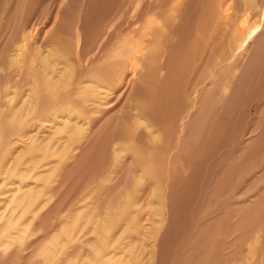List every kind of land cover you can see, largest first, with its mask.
<instances>
[{
    "label": "rangeland",
    "instance_id": "obj_1",
    "mask_svg": "<svg viewBox=\"0 0 264 264\" xmlns=\"http://www.w3.org/2000/svg\"><path fill=\"white\" fill-rule=\"evenodd\" d=\"M0 264H264V0H0Z\"/></svg>",
    "mask_w": 264,
    "mask_h": 264
},
{
    "label": "bare ground",
    "instance_id": "obj_2",
    "mask_svg": "<svg viewBox=\"0 0 264 264\" xmlns=\"http://www.w3.org/2000/svg\"><path fill=\"white\" fill-rule=\"evenodd\" d=\"M223 10H225V9H223ZM225 12V11H224ZM231 14V13H230ZM241 14V13H240ZM248 14V13H247ZM236 19V18H235ZM245 23V22H244ZM253 26V25H252ZM244 30V29H243ZM242 32V31H241ZM241 32H239V33H241ZM255 32H257L256 31V29H248L247 30V32H246V37L242 40L243 41V45L241 46L242 48L243 47H246V46H249V44H251V42H250V39L252 38V37H254L253 35L255 34ZM242 34V33H241ZM240 35V34H239ZM255 38V37H254ZM251 46V45H250ZM249 46V47H250ZM240 48V47H239ZM249 52V51H248ZM123 79V78H122ZM58 124V123H57ZM57 124H56V126H57Z\"/></svg>",
    "mask_w": 264,
    "mask_h": 264
}]
</instances>
